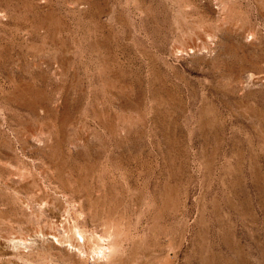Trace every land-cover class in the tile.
<instances>
[{"label": "rangeland", "instance_id": "1", "mask_svg": "<svg viewBox=\"0 0 264 264\" xmlns=\"http://www.w3.org/2000/svg\"><path fill=\"white\" fill-rule=\"evenodd\" d=\"M0 264H264V0H0Z\"/></svg>", "mask_w": 264, "mask_h": 264}, {"label": "bare ground", "instance_id": "2", "mask_svg": "<svg viewBox=\"0 0 264 264\" xmlns=\"http://www.w3.org/2000/svg\"><path fill=\"white\" fill-rule=\"evenodd\" d=\"M8 179V178H7ZM77 221V220H76ZM56 224V223H55ZM69 225V224H68ZM75 226H77L76 224H74ZM79 227V226H78ZM72 228V227H71ZM75 228H77V227H75ZM78 229H80V228H78ZM19 230V229H18ZM72 230V229H71ZM75 231V230H74ZM73 231V232H74ZM78 231V233H77V235H79V236H76L75 235V238H74V235L72 236L74 239H76V237H78L77 238V240L75 241V242H77L76 243V245L79 247V249L78 250H81V251H84L85 249H86V247H87V243H86V241H87V239L84 237V235H83V233H85V232H83L82 233V231H81V229H80V231L79 230H77ZM73 234V233H72ZM30 235V234H29ZM28 237V236H27ZM70 237V239H71V236H69ZM80 238L82 239V240H80ZM23 239V238H22ZM69 239V238H68ZM74 239H72V240H74ZM90 239V238H89ZM107 239H109V235H108V238ZM111 239V238H110ZM24 240V239H23ZM71 240V241H72ZM106 240V239H105ZM104 240V241H105ZM13 241V240H12ZM17 241H19L18 239H17ZM99 241V240H98ZM108 241V240H107ZM24 242L26 243L27 241L26 240H24ZM103 242V241H102ZM106 242V241H105ZM118 242H119V240H118ZM24 243V244H25ZM72 243H74V242H72ZM75 244V243H74ZM101 244V243H100ZM103 244V243H102ZM109 245H110V242L108 243ZM114 244H115V242H114ZM112 245V244H111ZM77 246H75L76 247V249H77ZM106 246V245H105ZM74 247V248H75ZM111 247V246H110ZM116 247V246H115ZM19 248V247H18ZM73 248V249H74ZM107 248H108V246L107 247H104V244H103V247L101 246V245H99V244H96V246L94 247V250H95V252H100L103 256L105 255V254H107V252H106V250H107ZM109 249V248H108ZM113 249V248H112ZM111 249V250H112ZM108 251V250H107ZM116 251V250H115ZM80 252V251H79ZM110 252V251H109ZM108 252V253H109ZM115 253V252H114ZM80 254V253H79ZM96 254V253H95ZM100 255V254H99ZM85 256V255H84ZM99 257V256H98ZM105 257V256H104Z\"/></svg>", "mask_w": 264, "mask_h": 264}]
</instances>
